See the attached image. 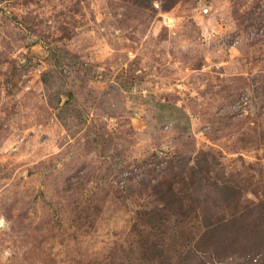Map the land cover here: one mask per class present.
Listing matches in <instances>:
<instances>
[{
    "label": "rangeland",
    "instance_id": "obj_1",
    "mask_svg": "<svg viewBox=\"0 0 264 264\" xmlns=\"http://www.w3.org/2000/svg\"><path fill=\"white\" fill-rule=\"evenodd\" d=\"M0 264H264V0H0Z\"/></svg>",
    "mask_w": 264,
    "mask_h": 264
}]
</instances>
